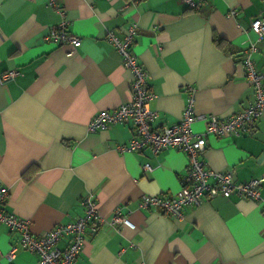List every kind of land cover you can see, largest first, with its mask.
Masks as SVG:
<instances>
[{
    "label": "crops",
    "instance_id": "1",
    "mask_svg": "<svg viewBox=\"0 0 264 264\" xmlns=\"http://www.w3.org/2000/svg\"><path fill=\"white\" fill-rule=\"evenodd\" d=\"M258 16L264 0H202L197 9L183 0H1L0 75L17 71L0 78L3 208L28 218L40 233L80 215L83 195L94 193L101 221L95 231L85 230L74 264H264V118L250 133L207 135L202 154L207 167L232 169L239 182L260 177V199L202 197L181 216L138 202L142 194L168 197L180 189L185 152H123L117 147L132 136L127 124L87 129L95 112L129 97L130 70L107 33L120 35L131 22L137 25L132 51L155 94V124L181 117L187 86L198 114L241 111L253 94L242 65L250 44L264 73V38L257 40L250 28ZM63 18L80 38L74 48L44 37ZM192 128L201 131L204 120ZM116 213L127 222L112 221ZM9 250L12 260L0 264H38L18 234L0 223V252Z\"/></svg>",
    "mask_w": 264,
    "mask_h": 264
},
{
    "label": "built area",
    "instance_id": "2",
    "mask_svg": "<svg viewBox=\"0 0 264 264\" xmlns=\"http://www.w3.org/2000/svg\"><path fill=\"white\" fill-rule=\"evenodd\" d=\"M183 2L190 7H198L202 0ZM229 13L235 14V10H230ZM136 26L135 22H131L120 35L113 31L107 33L123 66L130 70L132 78L129 83V97L114 108L95 112L87 123V129L94 131L115 123H123L129 126L132 136L128 142L118 145L120 151L138 152L148 148L152 153H156L166 148H175L186 153L188 165L180 189L168 197L142 194L138 202L139 207H160L166 214L181 216L184 206L199 204L202 197L220 195L227 198L237 195L259 200L260 177L239 182L235 179L232 169H211L207 167L202 157L207 135L225 137L250 133L255 129L256 121L264 118V73L256 68L251 58L255 46L250 44L242 56L245 79L252 86L253 94L247 106L241 111L225 117L198 114L193 109L192 88L187 86L189 96L181 117L170 124H155L158 112L150 108V101L155 94L147 84V72L143 64L131 48ZM250 28L257 40L264 38V16L253 18L250 21ZM44 37L55 44L70 43L73 48L80 41L77 35L67 30V21L64 18L51 26ZM15 74H17L15 69H9L3 72L0 78L8 79ZM198 119L204 120V128L201 131H194L192 123ZM143 168L149 169L150 166L145 163ZM6 196L7 189L0 185V223L6 225L9 232L18 234L20 247L34 253L38 264H74L85 242V230L89 227L95 231L101 221L96 208V197L94 193L88 192L81 199L83 212L80 215L65 223L55 224L43 232L34 233L28 218L19 217L3 208ZM112 221L127 222L126 218L118 213L114 214ZM64 237L65 245L59 247L58 242ZM2 258L10 262L13 250L5 254L0 252V259Z\"/></svg>",
    "mask_w": 264,
    "mask_h": 264
},
{
    "label": "trees",
    "instance_id": "3",
    "mask_svg": "<svg viewBox=\"0 0 264 264\" xmlns=\"http://www.w3.org/2000/svg\"><path fill=\"white\" fill-rule=\"evenodd\" d=\"M188 8H191V9H197V7H190V6H187ZM214 40L216 41V43H220V42H222V39L221 38H219V37H216L215 35H214Z\"/></svg>",
    "mask_w": 264,
    "mask_h": 264
}]
</instances>
